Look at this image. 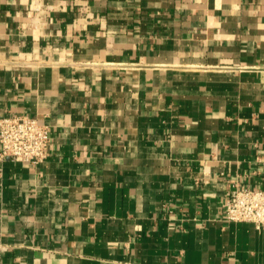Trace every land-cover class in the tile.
Here are the masks:
<instances>
[{
	"label": "crops",
	"instance_id": "obj_1",
	"mask_svg": "<svg viewBox=\"0 0 264 264\" xmlns=\"http://www.w3.org/2000/svg\"><path fill=\"white\" fill-rule=\"evenodd\" d=\"M49 127L0 158V264H264L223 220L264 189V0H0V118Z\"/></svg>",
	"mask_w": 264,
	"mask_h": 264
},
{
	"label": "built area",
	"instance_id": "obj_2",
	"mask_svg": "<svg viewBox=\"0 0 264 264\" xmlns=\"http://www.w3.org/2000/svg\"><path fill=\"white\" fill-rule=\"evenodd\" d=\"M52 148L51 134L46 124L27 114L0 118V158L37 165ZM223 220L252 222L264 228V189L232 188L224 204Z\"/></svg>",
	"mask_w": 264,
	"mask_h": 264
}]
</instances>
